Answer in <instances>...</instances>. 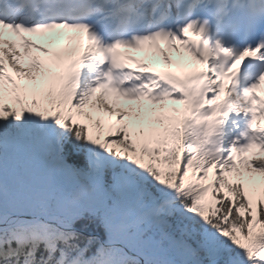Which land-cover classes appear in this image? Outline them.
Segmentation results:
<instances>
[{
  "label": "snow or ice",
  "instance_id": "1",
  "mask_svg": "<svg viewBox=\"0 0 264 264\" xmlns=\"http://www.w3.org/2000/svg\"><path fill=\"white\" fill-rule=\"evenodd\" d=\"M262 86L264 0H0V264H264Z\"/></svg>",
  "mask_w": 264,
  "mask_h": 264
},
{
  "label": "rangeland",
  "instance_id": "2",
  "mask_svg": "<svg viewBox=\"0 0 264 264\" xmlns=\"http://www.w3.org/2000/svg\"><path fill=\"white\" fill-rule=\"evenodd\" d=\"M71 35L73 36V34L71 33ZM33 36V37H32ZM9 36L8 35H6V38H8ZM34 37H35V35H29V38L30 39H32L33 41H34ZM10 38L12 39V40H14V41H16L15 40V37H11L10 36ZM36 38V37H35ZM37 42L38 43H44V42H47V44H48V40L47 39H45V38H41V39H37ZM48 46V45H47ZM172 58H173V60L175 59V58H177L178 56L176 55V54H174V53H172ZM160 58V57H159ZM160 60L162 61V58H160ZM249 158H255V159H259V157L258 156H254V154H250V153H247L246 154ZM209 179L211 180L212 179V173L210 172L209 173Z\"/></svg>",
  "mask_w": 264,
  "mask_h": 264
},
{
  "label": "trees",
  "instance_id": "3",
  "mask_svg": "<svg viewBox=\"0 0 264 264\" xmlns=\"http://www.w3.org/2000/svg\"><path fill=\"white\" fill-rule=\"evenodd\" d=\"M88 223L87 221H82L77 227H82L83 224ZM99 232L102 234V229H97L95 225H90L88 231L85 232V235L92 234V232Z\"/></svg>",
  "mask_w": 264,
  "mask_h": 264
},
{
  "label": "bare ground",
  "instance_id": "4",
  "mask_svg": "<svg viewBox=\"0 0 264 264\" xmlns=\"http://www.w3.org/2000/svg\"><path fill=\"white\" fill-rule=\"evenodd\" d=\"M53 35H55V34H53ZM53 35H52V36H53ZM61 39H62V36H61ZM43 44H44V45H48L47 42H44ZM33 51H34V50H33ZM41 55H42V54H41Z\"/></svg>",
  "mask_w": 264,
  "mask_h": 264
}]
</instances>
